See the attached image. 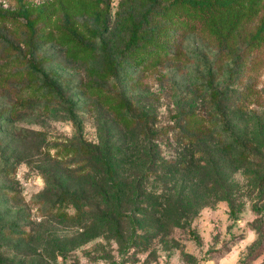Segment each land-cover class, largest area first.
I'll return each mask as SVG.
<instances>
[{
  "label": "rangeland",
  "instance_id": "obj_1",
  "mask_svg": "<svg viewBox=\"0 0 264 264\" xmlns=\"http://www.w3.org/2000/svg\"><path fill=\"white\" fill-rule=\"evenodd\" d=\"M176 1L0 0V264H264V0L152 58ZM104 142L134 147L127 182L139 151L168 163L117 228L74 207L95 193L76 149ZM196 160L208 197L159 224L150 201Z\"/></svg>",
  "mask_w": 264,
  "mask_h": 264
},
{
  "label": "trees",
  "instance_id": "obj_2",
  "mask_svg": "<svg viewBox=\"0 0 264 264\" xmlns=\"http://www.w3.org/2000/svg\"><path fill=\"white\" fill-rule=\"evenodd\" d=\"M261 0H178L169 11V24L166 28H160L164 32V41L159 43L158 49L153 52L152 58L161 56V53L169 54L171 50V44L175 40V36L179 34L180 31L184 30L190 31H202L208 26H215L217 19L222 15H229L230 12H234L235 19H240L251 12L252 9L257 6ZM20 16H23L27 20L29 19L28 11L22 10L19 12ZM5 14L0 10V17ZM30 26L33 27L32 21H27ZM159 36V35H158ZM179 37V36H178ZM256 43L264 45V22L261 24L254 36ZM54 85V84H53ZM55 86V85H54ZM57 88V86H55ZM129 108V104L127 106ZM143 120L141 115H133L126 119L125 125L128 128H134L139 125ZM184 130L182 127L181 131ZM192 139H198L197 134L190 135ZM115 146V147H114ZM109 145L107 142L100 145H89L80 144L77 147V156L80 160L85 163V178L92 183L95 187V193H92L94 200L93 203L85 204V206L80 205L83 200L78 197L80 196L76 191H74V207L77 210H81V215L85 214V208L92 209V217L95 222L104 224H112L113 227L117 228L122 218L126 208H140L141 206H146L143 201L134 200L135 198L147 197L145 193L146 189L142 187V183L151 175H158L159 178H165V173L161 174V171L167 161H162L156 158L154 148L151 150L139 151V161L135 160V163L131 161V166H133L130 171H128V176H132V180L127 182L124 175H121L115 169L117 163L118 154H132L133 146L124 145L121 143L120 146L116 144ZM144 146H137L136 149H143ZM136 165V166H135ZM135 169H137L135 171ZM204 169V165L199 161H194L193 164L189 165L187 172L192 173L191 176H185L181 173L183 177L181 179H174L175 173L179 172L178 168H173L168 170V174L171 175V179L175 182L169 185L167 190L170 191L168 195L163 198H154L150 201L154 209L158 211L159 224H167L170 222L169 215L175 216L176 222L181 218H187L194 215L202 204V200L208 197V190L206 186L202 183L200 178V171ZM128 178V177H127ZM99 181V182H98ZM75 187V186H74ZM206 188V189H204ZM83 195V194H82ZM86 195L84 191V196ZM162 197V196H161ZM174 199V200H173ZM149 203H147L148 205ZM80 205L81 208H78ZM87 205V206H86ZM174 210L177 213L174 215ZM171 212V213H169ZM156 219V218H155ZM162 228H160L161 230Z\"/></svg>",
  "mask_w": 264,
  "mask_h": 264
}]
</instances>
